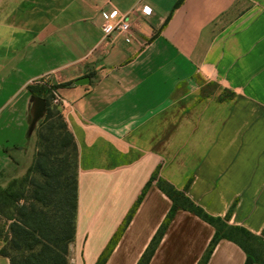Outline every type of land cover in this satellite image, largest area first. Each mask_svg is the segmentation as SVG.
Instances as JSON below:
<instances>
[{"label":"crops","instance_id":"obj_1","mask_svg":"<svg viewBox=\"0 0 264 264\" xmlns=\"http://www.w3.org/2000/svg\"><path fill=\"white\" fill-rule=\"evenodd\" d=\"M178 1L0 0V187L32 136L29 86L69 83L56 93L78 145L72 264H96L154 174L264 231V0ZM103 10L129 30L106 35ZM171 207L153 179L105 264H138ZM214 234L178 209L148 264H199ZM246 259L221 239L207 264Z\"/></svg>","mask_w":264,"mask_h":264},{"label":"trees","instance_id":"obj_2","mask_svg":"<svg viewBox=\"0 0 264 264\" xmlns=\"http://www.w3.org/2000/svg\"><path fill=\"white\" fill-rule=\"evenodd\" d=\"M182 1L179 0L177 5ZM67 84L69 83L55 84L53 88ZM45 85L36 83L29 86V92L32 95L44 97L47 100V112L45 117L39 121L40 125L51 117L52 99L49 96L51 89ZM231 96L232 93L228 95L223 93L220 98ZM60 115L62 127L65 129L66 136L71 139L76 152V169L72 177L68 174L63 176L65 172L61 169L50 176L49 163L43 161L44 158L47 161L50 160L48 156L38 152L39 157L35 159L25 177L14 179L7 187H0V217L5 216L8 221H11L6 233L0 229V238L4 242L0 254L8 257L11 264H72L69 253L70 245L75 238L78 210V145L62 111H60ZM62 145L65 146V144ZM30 172H33L36 178L30 180ZM153 179L157 180L160 189L170 197L172 207L138 264L149 263L169 223L177 210L181 208L191 211L215 227V234L199 264H207L221 239L234 241L246 252L245 264H264V231L261 234H256L243 226L229 224V215L222 218L208 214L183 191L178 190L173 184L157 174H154L151 181L147 183L96 264L107 262ZM27 192L29 194H26ZM22 200L23 202H21ZM228 227L240 231L243 235L237 237L232 233H226L224 229ZM256 241L260 244L258 251L252 249L255 246L252 243Z\"/></svg>","mask_w":264,"mask_h":264},{"label":"rangeland","instance_id":"obj_3","mask_svg":"<svg viewBox=\"0 0 264 264\" xmlns=\"http://www.w3.org/2000/svg\"><path fill=\"white\" fill-rule=\"evenodd\" d=\"M38 84L46 83L40 82ZM45 86L51 89V93L49 94L52 99L50 106L51 117L44 124H39V121L46 115V109L44 116L37 122L32 136L28 142V146L23 151L21 159L18 160L14 165L11 180L4 187H7L14 179L23 178L28 174L27 171L34 163L35 159L39 157L38 152H42L44 156H48L50 161H47L45 158L43 161L49 163L48 171L50 172V176H52V174H56V171H59V169L65 172V175L63 176L68 174V176L72 177L75 172L76 152L71 139L66 136L65 129L62 127V117L60 115L62 103L54 102V98L58 95L56 93L57 88H53V84H46ZM225 93L227 95L229 94L228 92ZM62 144H65V146ZM29 174L30 180L36 178V175L33 172H30ZM26 194H29V192ZM21 202H23V200ZM10 222L11 221H8L5 216L0 217V229L4 233H6L8 230V224ZM229 224L231 223L229 222ZM224 231L226 233H232L237 237H239V235H243L240 231L229 227L225 228ZM252 245H255L252 247L253 250H259L260 244L258 241L253 242Z\"/></svg>","mask_w":264,"mask_h":264},{"label":"built area","instance_id":"obj_4","mask_svg":"<svg viewBox=\"0 0 264 264\" xmlns=\"http://www.w3.org/2000/svg\"><path fill=\"white\" fill-rule=\"evenodd\" d=\"M103 22L101 24L102 30L106 35H110L113 32L125 33L129 30V22L125 16L115 18V12L103 10L101 12ZM55 103H63V100L57 95L54 98Z\"/></svg>","mask_w":264,"mask_h":264},{"label":"water","instance_id":"obj_5","mask_svg":"<svg viewBox=\"0 0 264 264\" xmlns=\"http://www.w3.org/2000/svg\"><path fill=\"white\" fill-rule=\"evenodd\" d=\"M33 112L30 122V134L33 133L37 122L44 116L47 109V100L44 97L33 96Z\"/></svg>","mask_w":264,"mask_h":264}]
</instances>
